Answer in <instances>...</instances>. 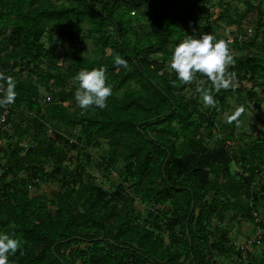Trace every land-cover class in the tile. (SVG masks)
<instances>
[{"label": "trees", "instance_id": "1", "mask_svg": "<svg viewBox=\"0 0 264 264\" xmlns=\"http://www.w3.org/2000/svg\"><path fill=\"white\" fill-rule=\"evenodd\" d=\"M206 5L207 0H67L58 5L52 0H0V73L13 77L18 93L15 103L0 108V115L8 112L0 129V140L9 141L7 149L0 144V157L9 149L13 170L26 165L39 168L50 165L54 176L59 175L63 163L70 160L63 146L68 137L72 138L73 129L80 127L75 137L78 141L72 148L90 146L96 139L110 141L112 150L119 147L123 151L112 158L110 167L119 160L125 164L120 185L113 193L97 187L77 166L72 183L62 182L63 186L80 183L76 199L72 197L73 189L52 194L57 207L53 214L44 199L38 197L36 183L5 185L0 191V232L15 234L21 241L20 249L9 257L10 264H180L181 258L189 259L191 264H204L202 246L196 247L195 243L205 240L202 221H209L220 204L225 207L229 201L219 204L212 200L206 208L202 198L223 186L232 190L230 198L254 199L251 180L257 170L253 151L250 159L242 155V163L247 166L234 173L235 159L228 149H206L196 134L207 121L200 111L197 94L186 98L181 93L187 86L176 74L159 73L163 63L148 62L150 56L165 61L172 55L168 44L171 39L176 43L183 39V34L177 36L183 26L192 27V35L213 34L212 17L207 16L204 27L197 25L196 18L204 16ZM253 8L248 5L247 11L240 13L227 4L216 20H226L229 27L242 32L252 11H256ZM259 13L261 17L264 15V11ZM133 18L146 21L152 42L140 41L131 48L128 36ZM84 21L91 23L93 33H101L99 41L103 46L113 43L117 53L128 62L127 68L118 66L114 63L116 55H110L106 71L114 73V90L125 88V92L121 98L111 95L103 109L90 107L96 113L88 117L73 111L77 86L68 80L83 68L84 61L72 55L71 49L66 50L63 57L71 63L66 60L68 67L64 68L58 63L61 56L55 55L52 48L40 54V40L47 31L68 32ZM105 22L113 30L110 36L113 35L114 42L109 38L105 41L102 36ZM255 30L253 39L228 44L233 61L227 72H234L236 81L264 80V21L258 20ZM260 30L262 39L258 43ZM47 38L49 42L52 40L49 35ZM63 44L60 40L55 47ZM33 77L39 82L57 77L54 83L57 92L53 91L56 93H52L44 111ZM6 83L0 81L5 86ZM130 83L144 89L146 95L130 89ZM221 101L224 105L226 97ZM262 103L257 98L258 108ZM23 109L29 115L26 120L29 125L21 130L13 116ZM211 115L213 122L219 115L216 108ZM34 128L37 133L33 135V145L24 149L22 143ZM254 148L264 154V140ZM133 177L148 187L139 191L141 203L157 205L169 201L178 211L166 223L169 246L161 252L149 240V233L130 226L133 219L127 212L134 198H126L124 193ZM220 180L226 182L219 185ZM118 203H122L119 208ZM239 206L248 209L243 203ZM247 221L252 223L253 219L248 217ZM176 227L184 229V238L176 233ZM194 228H198L196 233L192 231ZM210 248L220 255L232 253V248L219 242H213ZM237 255L241 258L240 252Z\"/></svg>", "mask_w": 264, "mask_h": 264}, {"label": "rangeland", "instance_id": "2", "mask_svg": "<svg viewBox=\"0 0 264 264\" xmlns=\"http://www.w3.org/2000/svg\"><path fill=\"white\" fill-rule=\"evenodd\" d=\"M52 1L57 5L67 2V0ZM207 1L208 5L205 7L207 10H205L204 16H198L196 18L197 25L199 27H204L207 16L210 18L212 17V21L214 22L212 26L213 34L225 41L236 34L233 32L238 31L229 27L226 20H216L222 8L227 4L237 8L240 13H245L248 9V5L256 9V11H252L253 13L249 16L247 24L241 28V31L245 35L243 40L253 39L256 35L255 23L258 22V20L264 21V15L261 17L262 14L260 15L259 13V11H264V0ZM97 8V11L102 13L100 7L97 6ZM130 26L131 31L128 37L131 48L138 46L140 41L142 44H144V42H152V39L149 37V28L145 20L139 22L137 18H133L130 22ZM74 27V29L68 32L62 30L55 32L47 31L40 40L42 45L40 54L43 55L45 51L52 48L55 55L61 56L58 63L64 68H67L68 64H65L67 59L63 57V53L71 49L72 55L84 61L82 69L86 68L91 70L93 68H105L108 66L110 63L108 60L110 55L118 54L113 43L103 46L102 42L99 41L101 33H93V26L88 21L77 23ZM103 30L102 36L105 41L109 38L110 41L114 42L113 35L110 36L113 30L108 22L103 23ZM192 30V27L183 26L177 36L183 34L181 36L184 38L186 35H192ZM262 31L263 30L257 32L258 43H260L262 39L260 35ZM242 32L240 33L242 34ZM48 35L52 38L50 42L47 38ZM60 40L64 43L63 46L57 45L55 47V43L58 41L60 42ZM177 43L174 39H171L168 48L173 50ZM145 47H148V45ZM171 57L172 55L163 61L160 57L150 56L148 62L151 64L163 63L162 65L164 68L159 73H167L174 76L175 73L169 67ZM140 60L142 59L140 58ZM70 63L71 61H69V64ZM198 74L199 75H196L193 81L185 83L187 88L181 93L186 98H192L194 94H197L200 111L204 117L207 118V121L203 122L202 127L196 131V134L201 137L202 143L206 149L214 151L224 147L228 149L230 155L235 159L233 167L231 166L232 169L235 170L234 173L238 174L241 169L247 166L242 163V155H246V159H250L252 156L254 157V167L257 171L254 172L251 180V189L255 195L254 199L246 197H241L239 199L230 198L229 192L232 190H225L223 186H221L218 192L210 193L202 198L201 202L206 203V208L212 200L218 201L219 204L226 203V201H229V203L225 205V207L220 204L209 221H202V235L205 237V240L204 242L196 240V247L202 246L204 264H264V154H262L259 149L254 148L256 143L264 140V103L261 104L260 108L257 107V98H260L264 102V80H258L254 83L233 80L231 85L226 89H221L219 92L213 89L212 95L216 100V104L215 106H208L202 100V93L197 92V87L201 86L208 89L212 87V85L210 81L205 79L204 74ZM113 76L114 73L106 71V83L111 85L112 95L121 98L125 92V88L114 90L112 82ZM75 77L76 76L70 77L68 80H71V82L78 87L79 82L75 80ZM56 80L57 77H53L52 80L47 82H39L37 78H32V82L37 88L38 100L41 103L43 111L45 106H47L48 100L52 97V93L57 92V87L54 84ZM201 83L203 84L199 85ZM192 85L195 87L194 89ZM129 88L141 92L143 96L146 95L144 89L140 88L135 83H130ZM222 97H226L224 105L221 101ZM214 108H216L219 115L211 122V113ZM241 108L243 111H240ZM73 111L78 112L79 115L84 114L86 117L94 116L96 113L95 110L92 109L82 110L78 104L75 105ZM237 112H239V115H237ZM27 118L29 120V115L24 109L23 111L14 112L13 121L20 125L21 130L26 129L27 125H29V123L26 122ZM80 130V127L73 129L72 138L68 137L66 146H63V150L70 160L63 163L60 168L61 173L56 176H54L52 166L50 165H45L41 168L28 167L26 165L18 171L13 170L11 168L13 158L9 156L11 150L8 149L6 155L0 157V191L4 189L5 185L18 187L22 184L28 185L30 183H36L35 185L37 186L35 187L37 188L36 193L38 197L44 199L48 211L53 214L57 207L53 201L52 194L58 192L63 193L64 191L67 192L73 189L74 192L72 193V197L76 199V192L81 187L80 183L63 186L62 182L72 183L71 181L75 178V173L78 170L77 166L80 165L84 171L83 175H89L91 178L90 180H92L97 187H101L109 191V193H113L120 185V173L124 170L125 164L119 160V162L111 168L110 162L115 155L123 151L119 147L112 150V142L102 139L93 140L90 146L83 145L81 149L72 148L71 145L75 141H78L75 137L79 135ZM36 131L37 129L34 128L29 132L26 139L27 141L22 143L24 149L33 145L32 138L33 135L37 133ZM48 133L49 131L47 134ZM10 134H12V129H10ZM81 136L83 137V135ZM8 143L9 141L7 139L0 140V144L4 148H6ZM252 151L253 155L251 156L250 152ZM22 156L23 153L18 157ZM209 179L213 180L214 178L210 177ZM234 181L236 182L237 180L235 179ZM225 182L226 180H220L218 184H224ZM125 187L126 191L124 196L126 198H134V202L131 205L129 204L130 206L128 205V216L133 219L130 222V226L135 228L139 227L144 232L149 233V240L152 241L154 246L161 252L165 247L169 246V237L165 227L166 223L170 218L176 217L178 211L173 209L169 201L157 205H153L152 203H141V193H139V191L145 188L147 189L148 187L145 184L139 183L137 178H130ZM30 190L34 193L32 187ZM222 193H225L226 197H223ZM241 203L247 206L249 210L241 208L239 206ZM117 205L119 208L122 203H118ZM248 217L253 219L252 223L247 221ZM175 231L179 237H185L183 228L176 227ZM192 231L196 233L198 228H194ZM146 239L145 242H148V238ZM161 240L163 242L162 245L160 244ZM213 242H219L232 248V253L224 255L218 254L210 248ZM194 250L196 251L197 248H194ZM238 252H240L241 258L237 255ZM179 263L191 264V261L181 258ZM160 264L166 263L160 262Z\"/></svg>", "mask_w": 264, "mask_h": 264}, {"label": "clouds", "instance_id": "3", "mask_svg": "<svg viewBox=\"0 0 264 264\" xmlns=\"http://www.w3.org/2000/svg\"><path fill=\"white\" fill-rule=\"evenodd\" d=\"M233 61L228 44L223 39L211 33L199 36L186 35L177 43L172 51L169 67L182 83L194 80L197 73L204 74L212 87L205 89L197 87L202 93V100L208 106H215L216 100L212 95L213 89L219 92L228 88L235 79L234 72H227V66ZM114 63L127 68L128 62L117 54ZM7 81L6 86L0 84V108L13 104L18 95L16 84L12 76L0 73V81ZM75 80L79 86L74 92L75 100L82 110L92 106L103 109L107 106L108 98L112 95L111 85L106 83V69L104 67L81 69ZM240 111H243L241 108ZM239 115V112H237ZM21 247V241L15 234L0 232V264H10L9 257L14 256Z\"/></svg>", "mask_w": 264, "mask_h": 264}, {"label": "built area", "instance_id": "4", "mask_svg": "<svg viewBox=\"0 0 264 264\" xmlns=\"http://www.w3.org/2000/svg\"><path fill=\"white\" fill-rule=\"evenodd\" d=\"M233 33L234 34L236 33V34L232 38L226 39V43L227 44H232L235 41H237V42L243 41L244 37L242 36V34L240 32L235 31ZM7 113L8 112H4L2 115H0V129L4 127V123H5V120H6Z\"/></svg>", "mask_w": 264, "mask_h": 264}]
</instances>
